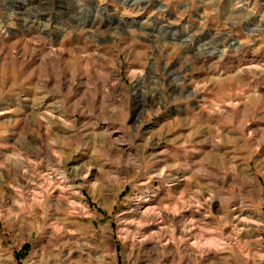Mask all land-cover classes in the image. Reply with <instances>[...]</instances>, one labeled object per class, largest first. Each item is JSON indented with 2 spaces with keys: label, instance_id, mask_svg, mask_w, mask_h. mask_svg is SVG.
Masks as SVG:
<instances>
[{
  "label": "rangeland",
  "instance_id": "rangeland-1",
  "mask_svg": "<svg viewBox=\"0 0 264 264\" xmlns=\"http://www.w3.org/2000/svg\"><path fill=\"white\" fill-rule=\"evenodd\" d=\"M0 264H264V0H0Z\"/></svg>",
  "mask_w": 264,
  "mask_h": 264
},
{
  "label": "bare ground",
  "instance_id": "bare-ground-1",
  "mask_svg": "<svg viewBox=\"0 0 264 264\" xmlns=\"http://www.w3.org/2000/svg\"><path fill=\"white\" fill-rule=\"evenodd\" d=\"M148 211H151V208H150L148 205H146V206H145V210L143 211V213H144V212H148ZM190 225H191V224H190ZM189 232L192 233V232H193V229L189 230Z\"/></svg>",
  "mask_w": 264,
  "mask_h": 264
}]
</instances>
